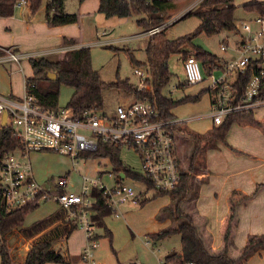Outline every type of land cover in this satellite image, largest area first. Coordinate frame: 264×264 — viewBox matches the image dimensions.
Here are the masks:
<instances>
[{"label": "trees", "instance_id": "16d2710c", "mask_svg": "<svg viewBox=\"0 0 264 264\" xmlns=\"http://www.w3.org/2000/svg\"><path fill=\"white\" fill-rule=\"evenodd\" d=\"M21 0H0V17L14 15L17 3ZM31 13L35 14L40 8L42 0H27ZM66 0H51L46 7L47 21L52 26L71 25L78 22L76 14L65 12ZM79 3L85 0H78ZM173 0H100L99 12L106 18H129L133 15L141 16L138 25L146 31L163 25L159 17ZM235 0H204L200 7L193 12L187 13L182 19L197 17L200 25L196 32L190 36L170 41L166 38V29L152 36L146 46L147 64L152 76L153 92L141 91L129 84L128 81L117 80L109 85L103 82L98 71L93 69L91 49L88 47L68 52L59 61H50L44 58L30 59L33 70V78L28 80V91L33 95L41 106L48 110H57L59 107L60 89L67 86L73 89L71 100L67 107L75 112L89 108H103V92L105 89H119L135 94L138 98L148 99L161 112L162 118L168 121L174 120L171 110L178 104L172 99L162 95L163 89L170 82L168 61L174 54H180V48L185 44L205 34L208 37L219 35L222 31H236V6ZM250 13L264 16V3L253 1L244 6ZM183 54L186 59L194 56L205 67L221 68L217 56L204 51H196L195 55ZM133 64L140 65L131 55ZM209 71V70H208ZM55 74L56 80H51L48 75ZM248 76L242 77L247 81ZM264 95V92H263ZM200 96L186 98L182 103L198 102ZM237 122L242 126H255L264 132V119L256 120L253 114H238L230 116L219 128H214L206 134H200L188 129L185 125L174 123L171 130L177 143L178 158L182 168L181 180L176 189L168 194L157 193L155 196H169L172 208L165 209L167 217L177 223L174 229L160 232L152 237L153 241L159 242L173 235L181 237V252L169 254L165 260L175 264H239L244 257L249 256L256 249L264 247V236L259 239L251 238L247 248L242 251L233 245L239 223V210L249 204L259 191L248 195L241 191H233L227 197L228 213L221 225V245L214 247L213 236L208 230V222L197 208L199 182L197 173L203 170L200 163L201 156L209 142H225L226 136L232 124ZM20 146L19 140L14 136L10 127H2L0 131V164L4 156ZM121 148L112 144H100L93 154L86 155L89 159L107 158L113 167L114 174L125 173L127 178L138 183H145L147 189L152 190L151 183L143 176L133 173L125 167L120 159ZM96 198L93 220L98 228L105 227L104 220L112 214L106 203L105 193L95 190ZM149 198L142 201V204ZM40 204H30L19 209H9L4 203L0 192V258L1 264H14V258L9 247V238L16 231L23 232L26 238H33L62 218L61 214L50 217L34 224L28 229L22 228L26 216L37 209ZM76 227L66 226L58 231L61 238H69ZM106 236H111L107 233ZM54 243L47 240H39L30 248L23 264H65V256L53 248Z\"/></svg>", "mask_w": 264, "mask_h": 264}, {"label": "rangeland", "instance_id": "374dc122", "mask_svg": "<svg viewBox=\"0 0 264 264\" xmlns=\"http://www.w3.org/2000/svg\"><path fill=\"white\" fill-rule=\"evenodd\" d=\"M50 1L51 0H42L37 13L39 12L41 16L44 15L45 17V8ZM252 1L254 0H235V18L239 25H241V21H244L249 23L253 28H256V25L253 22L251 23V21L255 20L257 14L251 13L254 14L251 15L249 14L250 10L244 9V6L250 4ZM259 1L264 2V0ZM196 4L197 1L195 0H173L171 5L166 8V10L170 11H163L159 14L163 24L167 26L165 36L168 40L176 41L196 32L200 25V20L197 17L193 16L182 19L188 11L197 6ZM83 5H81L78 0H66L65 12L67 14H76L79 17V13L81 14L80 9ZM20 7L23 6H18L16 9L19 10L21 9ZM83 13L85 15L82 17L79 24L67 26L70 32L74 34L67 36V38L81 40L91 49L93 69L99 72L103 82L107 85L117 80L128 81L130 84L134 85L137 84L138 78L135 76L134 70L136 68H146L147 64L145 45L148 39L144 36H140L145 32V29L138 25V20L142 17L133 15L123 19L117 17L107 19L104 15L99 13L98 0H89L85 4ZM27 21L29 22L22 14H18L17 10L15 18L12 20L0 18V44H7L9 40H11V36L8 37L7 35L12 33L11 35H15V40L17 42H22L28 47L27 50H21L20 53L22 55L23 52V54L27 55L25 57H28L25 61L28 63L30 71L26 73L28 74V78H32L33 72L31 71L32 68L29 62L30 58H52L53 56L50 54L58 48L52 42H44L42 39L35 40L34 31L29 26L27 30ZM10 22L13 23L11 24ZM10 28L12 31H10ZM239 29L241 30V27ZM103 32L108 33L106 37L100 38L108 43V45L105 46L99 45L98 43L97 33ZM240 41L241 34L238 31H222L219 35L213 37L201 34L195 37L191 41V44L183 45L180 48V54H174L170 57L168 68L171 81L163 90V94L170 97L178 104L172 109L173 111L171 110V114L174 118L187 122L192 128L198 131H203L209 126V124H207L208 122L205 123L201 120L208 110L209 97L207 93H204L208 83L187 86L185 89H179L175 91L173 95H170L176 85H184V83H186L183 54L195 55L197 50L201 52L204 51L217 56L220 63L224 65L225 62L237 56L236 49ZM223 43L228 47L226 51H223L221 48ZM131 55L138 63L145 65L138 66L133 64L130 60ZM201 66L203 76L208 80L209 73L206 72L202 63ZM221 72V70L217 69L214 73L215 77L219 78ZM72 94L73 89L67 86L61 87L58 104L59 108H66L68 106ZM196 96H200L198 102L182 103L186 98H194ZM131 98H133L132 95L120 91L119 89H105L103 92V110L109 114H113L119 105L128 104ZM263 117L264 107L254 114L255 119H261ZM230 131L227 141L233 147L243 151L264 153V141L259 140L258 137H261V135L254 126H242L235 123ZM217 153L219 152L213 151L209 153V160H211L212 165L216 167V169L213 170V174L216 172L218 173L220 170L218 163L215 164L218 156ZM232 153L233 152L227 147L223 148V160L221 162L228 161ZM120 159L123 165L133 173L138 175L143 173L141 160L135 151L123 148L121 150ZM30 161L34 171V177L41 186L48 182L53 183V179L55 181L58 178L64 177L68 172H73L74 169L73 162L70 158L54 153H35L31 155ZM108 161V159H91L85 166L83 165L84 161H82L81 165L77 167L79 174L73 173L70 178L69 190L80 193L81 181L79 175L82 176L87 172L88 175L92 176L93 169L101 173L104 171H112L113 167ZM105 163L109 164L106 168ZM102 178V183L107 187L110 188L115 185L114 179L109 178L108 174H102ZM124 182L134 185L138 192L144 189L140 183L132 179L128 178ZM213 186L214 179L204 185L199 208L201 212L209 216L211 221H216L217 225L215 226H217L219 232L220 221L219 218L216 217V213L218 211L220 197L217 202L215 197L217 191H213ZM156 194L155 191L149 190L146 194L140 196L139 206L127 205L121 207V218L110 215L104 220L105 227L103 229H96L95 233L101 236L98 254L100 253L106 264H159V258L165 259L173 252H181L180 235H173L159 242H155L152 239L154 235L169 231L176 227L175 220L167 218L164 212L165 209L172 208L173 204L171 198L168 196H155ZM147 198H149V201L142 204V201ZM221 203H223V200ZM61 211V206L55 202H42L37 209L26 216L24 227L30 228L34 224L48 219L50 216ZM63 214L67 215L66 212ZM69 223L72 224L70 221ZM244 231L245 230H241L240 235H238L236 239L237 246L240 248H245L247 244V235ZM107 233L111 234V239L106 236ZM217 241L220 243V235L218 233ZM12 243L14 244L12 247V249H14V264H21L20 250L28 244L19 234H17ZM147 243H149V245ZM87 245L88 240L85 230L77 227L69 241L64 242L62 245V254L65 255L68 247L71 258L70 264H76L79 262L78 258L82 250L87 247ZM26 254V248H24L21 251L22 258H25ZM248 264H264V253L253 256Z\"/></svg>", "mask_w": 264, "mask_h": 264}, {"label": "built area", "instance_id": "2783aa9c", "mask_svg": "<svg viewBox=\"0 0 264 264\" xmlns=\"http://www.w3.org/2000/svg\"><path fill=\"white\" fill-rule=\"evenodd\" d=\"M27 5V0H21L16 7ZM255 22L262 26L263 18L258 17ZM162 30L163 27H157L147 34L153 36ZM243 32L236 49L238 56L221 68L209 70L208 80L203 76L201 62L194 56L184 60L187 86L208 83L209 117L217 127L232 115L253 114L264 105V29L256 30L246 23ZM221 48L228 49L225 44ZM6 53L12 63L19 64L23 58L11 50ZM217 69L222 71L219 78L214 74ZM135 75L140 80L138 89L145 90L150 80L149 70L135 69ZM248 75L247 81L241 80ZM4 114H7V127L20 142L0 164V192L4 203L9 209L48 201L59 204L67 213V220L86 232L88 245L80 255L79 264H106L96 257L100 240L93 220L97 202L93 192L103 191L112 215L120 218L121 207L140 205V196L148 192L147 185L140 183L144 189L138 192L134 185L124 182L128 178L122 172L124 179L120 174H110L117 181L110 188L102 179L87 175L82 177L80 193L69 190L68 175L41 186L29 160L32 153H54L72 159L77 165L80 160H86V155L95 153L100 144H112L138 154L143 170L141 176L151 183L156 193L168 194L180 183L182 168L171 130L174 122L163 119L158 108L147 99L137 100L130 106H118L109 114L95 107L79 112L71 107L51 111L31 94L21 100L0 96L1 126ZM158 262L175 264L160 258Z\"/></svg>", "mask_w": 264, "mask_h": 264}, {"label": "crops", "instance_id": "0c3cea01", "mask_svg": "<svg viewBox=\"0 0 264 264\" xmlns=\"http://www.w3.org/2000/svg\"><path fill=\"white\" fill-rule=\"evenodd\" d=\"M88 1L89 0H85L84 2L80 3L81 5H83V4L84 5L80 9L81 14L79 13L78 22L75 24H71V25L52 26L47 21L46 8H45V17H44V15L41 16L39 14V12L37 14L31 13L29 5L20 7L21 9H19V10L15 9L14 15L11 17H0V18L12 20L13 18H15L16 10H17L18 14H20V15L22 14L24 16V18H27L29 20V22L28 21L26 22L27 30H28V26H29L34 31L35 40L42 39V40H44V42H52L58 48L52 54H50L53 56L52 58H44V59H47L50 61H59V60L63 59L64 56L68 52L76 50V49L87 47L86 44L81 40L67 38V36L74 35L70 32V30H69V28H67V26L77 25L80 23L82 17L85 15L83 13V11H84L85 4ZM98 1H99V7H100V0H98ZM195 1H197V4H196L197 6L194 7L193 9H191L190 11H188L187 13L196 11L200 7L201 3L204 0H195ZM257 1H259V0H257ZM259 2H261V1H259ZM164 11H170V10L165 9ZM249 14H251V13H249ZM88 15H91V14H88ZM251 15H254V14H251ZM258 17L263 18L264 16L257 14V16L255 17V20L251 21V23L253 22L256 25V28H254L256 30L262 29L263 25H264V23L261 26L255 22ZM10 23L12 24L13 22H10ZM244 24H246V22L241 21V25H239L237 23V20H236V31H238L241 34V36H242V34H244V32H243V25ZM160 27H163V30L167 29V26L164 24ZM240 27H241V30L239 29ZM10 31H12L11 28H10ZM147 32H148V30L147 31L145 30V32L140 35V36H144L148 39L146 42V45H145V50H146V46L148 44L149 39L152 37V36H149L147 34ZM11 34L7 35L8 37L11 36V40H9V42L7 44H0V96L5 98V99L21 100L27 94H30L28 91V89H29L28 88V84H29L28 80L33 78L32 76L34 75V73L31 76L32 78H28V74L26 72L30 71V67H29L28 63L25 61V60H27L28 57H25L27 55L23 54V52H22L23 58L19 64L12 63V62H9L7 60L6 51L11 50L12 52L21 54L20 53L21 50L25 51L28 48L24 43L17 42L15 40V35L14 34L11 35ZM97 35H98L99 45H102V46L108 45V43L105 40L100 39V38L106 37L108 35L107 32L97 33ZM19 44H21L24 48ZM223 44H225V43H223ZM145 54H146V51H145ZM237 56H238V54H237ZM146 59H147V55H146ZM184 60H185V58H184ZM29 62H30V60H29ZM142 65H145V64L140 63L139 66H142ZM203 67L206 70V72H208V70L213 69L211 67L207 68L204 65H203ZM136 69H138V68H136ZM142 69H148L149 70L150 80L148 81L147 88L145 90H141V91L153 92L152 76H151V72H150V68H149L148 64H146V68H142ZM31 71L33 72V70H31ZM134 74H135V70H134ZM139 81L140 80L138 78L137 84H135V85L130 84V83L129 84L132 85L134 88H136L139 92H141L138 89ZM170 81H171V78H170ZM186 87H187L186 83H184V85L183 84L182 85L181 84L176 85L174 87L173 91L170 93V95H173L175 91H178L179 89H185ZM120 91H123V90H120ZM123 92L132 95L133 98L130 99L128 104L119 105V106H130L135 101L140 100V99H144V98H138L135 94L127 92V91H123ZM204 93H207L206 89L204 90ZM162 95L165 96L163 94V91H162ZM207 95H208V93H207ZM165 97L171 99L168 96H165ZM208 97H209V95H208ZM208 102H209V99H208ZM263 107H264V105L262 107L258 108L256 111L260 110ZM58 109H61V108L58 107L57 110ZM209 109H210V103H208V110H207L205 116H203V118L201 119L203 122H205V123L208 122L207 124H209V126L203 131H198V130L192 128L191 125H189L187 122H183L177 118H174L173 122L176 124L185 125L188 129L195 131L197 133L206 134L214 128H219L213 124L211 118L209 117V111H210ZM255 112L253 113V116H254ZM262 119H264V117L261 119H256V120H262ZM235 123H237V122H234L233 124H235ZM233 124H232V126H233ZM249 126H251V125H249ZM231 127H230V129H231ZM1 128H2V126H1ZM255 128L258 130V132L261 135V137H258L259 140L264 141V132L257 127H255ZM230 129L228 131V134L226 136V141L224 143L223 142H213V143L209 142V143H207L206 148H205V150L201 156L200 163L203 166V170H200V172L197 173V181L199 182V185H200L199 193H198V200H197V208H198L199 213L203 217H205L207 222H208L207 227L213 236L214 247H219L221 245V242H222V240H221V225H222V222H223L225 216L228 213V203H227L228 195L233 191H241V192H244L248 195H251V194L255 193L256 191H259L257 196L249 204L242 206L239 210L238 229H237V233H236L235 237L233 238L232 242L236 248H239L240 250L244 251L247 248L251 238L259 239L260 237L264 236V153L263 152H257V151H243L239 148H236V147H233L232 145H230L227 141L228 137L230 135V132H231ZM225 147L230 149L233 153L231 154L230 159L228 161L221 162L223 160L222 150ZM213 151L219 152V153H217L218 156H217V161H215V164L218 163L220 170L218 173L216 172L215 174H213V170H215L216 167H215V165H212L211 160H209V153H211ZM32 154H35V153H32ZM31 155H30V157H31ZM30 157H29V160H30ZM100 159H107V158H100ZM82 161H84L83 165L85 166V165H87V162H89L90 160L87 158H86V160H80L77 165L72 160L73 166H74L73 172H68L66 174L69 176V178H71L73 173L79 174L77 167H79V165H81ZM100 163H97V164H100ZM108 163L110 164V161H108ZM108 163H105V168L108 167V165H109ZM111 173L114 174V171L113 170L109 171V172L104 171L101 173V172L97 171L96 169H93L92 176L88 175L87 172L84 175L90 176L92 178L98 177L100 179H103L102 174H108V177L111 178L110 177ZM121 174H123V173H120V175ZM84 175H82V176L79 175L80 181H82V177ZM124 177H125V174H124ZM112 179H114V178L112 177ZM121 179H123L122 175H121ZM213 179H214V186L212 188H213V191H217L215 193V197L217 199V202L219 201V197H220V201L218 202V204H219L218 205V211L216 213V217L219 218V221H220L219 232H218L217 226H215V225H217L216 221L215 220L211 221L209 216L207 214L201 212L200 208H199V202H200V198H201V194H202V190L204 188V185L206 183L211 182ZM52 181H54V179ZM114 181L116 184L117 181L116 180H114ZM48 183H50V182H48ZM222 200H223V203H221ZM48 202H51V201H48ZM52 202H54V201H52ZM63 213H65L64 210L57 213V214H61L62 218L59 221H57L54 225H52L50 228H48L46 231H44L43 233H41V234L31 238V239L26 238L24 236L23 232H21V231H16L14 234H12V236L9 238V240H10L9 241V247H10L12 256L14 257V254H13L14 249H12L14 244L12 242H13L14 238L17 236V234H19L20 237L24 241L27 242L28 245H26L24 247V248H26L27 254H28L30 248L32 247V245L34 243L38 242L39 240H47L48 242H53L54 243L53 248L56 251L62 253L63 252V249H62L63 246L62 245L64 244V242L69 241L72 234L76 231L75 230L69 236V238H65V237L61 238V236L58 234L59 233L58 231H61L66 226L76 227L74 224L72 225L69 223V221L67 220V215L63 214ZM57 214L50 216V217H54ZM167 218H169V217H167ZM94 223H95V221H94ZM176 226H177V223H176ZM22 228L28 229V228H25L24 225L22 226ZM76 229H77V227H76ZM96 229L98 230L101 228H98L96 226V223H95V231H96ZM241 230H245L244 232L247 235V244H246L245 248H240L239 246H237V243H236V239H237L238 235H240ZM217 233L220 235V243L217 241ZM97 236H98L99 240H101V236L98 234H97ZM110 237L111 236H109V238ZM147 244L149 245V243H147ZM23 249L21 248V250H20L21 264H23V262L25 261V258H26V257L22 258V256H21V251ZM98 252H99V250L96 252V257L101 260L102 257L100 255V253L98 254ZM263 253H264V247L258 248L254 252H252L249 256L244 257L239 264H248L253 256H255L257 254L261 255ZM27 254H26V256H27ZM64 256L67 259V263H65V264H70L71 258H70L68 247H67V250H66ZM79 259H80V256L78 258V261H79ZM102 261H103V259H102ZM76 264H79V262H77Z\"/></svg>", "mask_w": 264, "mask_h": 264}, {"label": "water", "instance_id": "95a60500", "mask_svg": "<svg viewBox=\"0 0 264 264\" xmlns=\"http://www.w3.org/2000/svg\"><path fill=\"white\" fill-rule=\"evenodd\" d=\"M48 77L51 79V80H56V75L55 74H49ZM3 127H7V114H4L3 116V124H2ZM122 175V178L124 179V174H121Z\"/></svg>", "mask_w": 264, "mask_h": 264}]
</instances>
